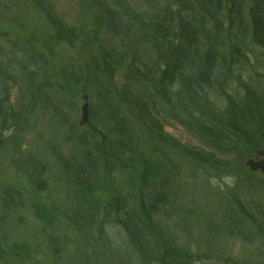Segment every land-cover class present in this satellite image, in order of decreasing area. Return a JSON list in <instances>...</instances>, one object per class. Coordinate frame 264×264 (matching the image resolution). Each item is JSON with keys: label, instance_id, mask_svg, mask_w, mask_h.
I'll list each match as a JSON object with an SVG mask.
<instances>
[{"label": "trees", "instance_id": "16d2710c", "mask_svg": "<svg viewBox=\"0 0 264 264\" xmlns=\"http://www.w3.org/2000/svg\"><path fill=\"white\" fill-rule=\"evenodd\" d=\"M32 1L50 26L53 43L74 46L83 41L86 47L87 53L82 50L89 63L66 78L76 91H71L74 96L89 92L94 101L85 125L92 154L85 157L93 160V166L102 164L104 173L119 168L126 176L129 192L114 193L100 207L101 200L90 195L95 190L92 173L89 169L84 173L80 164L75 166L71 172L79 185H73L75 193L87 204L81 228L99 227L101 234L103 223L119 224L141 264H193L189 251L171 243L159 225L161 218H179L178 194L185 186L189 188L162 150L177 151L191 158L193 171L217 177L233 166L232 173L239 175L244 159L261 148L258 134L264 130V103L257 95L251 94L247 103L231 101L225 114L209 108L200 95L205 88L221 87L222 71L246 58L245 41L264 49V0H91L92 30L87 34L65 26L43 0ZM49 87L43 84L31 98L50 108ZM175 87L177 93H173ZM173 101H183L185 113L196 120L191 130L208 152L184 150L163 132L159 110ZM200 101L208 108L206 113ZM9 108L5 95L0 98V132L24 124L23 110L11 113ZM142 141L151 144L148 152L141 147ZM157 151L161 152L156 155ZM218 156L231 157L234 163ZM242 184L248 185V180ZM88 191L86 201L83 193ZM249 191L242 195L229 192L219 228L257 244L264 260V205ZM206 227L211 229L209 224Z\"/></svg>", "mask_w": 264, "mask_h": 264}, {"label": "rangeland", "instance_id": "374dc122", "mask_svg": "<svg viewBox=\"0 0 264 264\" xmlns=\"http://www.w3.org/2000/svg\"><path fill=\"white\" fill-rule=\"evenodd\" d=\"M89 1L43 0L65 26L86 34L92 30ZM52 41V30L32 0H0V98L6 95L11 113L24 112L22 126L0 132V264H141L119 224L103 223L101 234L99 227L90 231L87 225L81 228L87 204L81 203L73 186H79L71 175L77 164L84 167V173L87 169L92 173L90 181L95 183V190L90 195L95 201L101 200L100 207L114 193L124 195L128 186L119 168L104 173L102 164L93 166V160L85 157L92 151L88 129L79 124L81 107L85 103L90 109L94 101L89 92L74 96L71 91H76L66 80L89 63L83 41L74 46ZM245 42L246 58L238 59V66L222 71L221 87L201 91L200 98L209 108L224 113L231 101L247 103L251 94L264 103V49L251 46L250 40ZM43 84L50 85V108L30 96ZM178 90L175 87L173 93ZM247 92L251 96H246ZM84 96L86 102L82 100ZM204 102L199 105L203 107ZM183 106V101H173L159 110L163 132L184 150L208 152L191 130L196 120L185 113ZM203 108L206 113L208 108ZM248 131L251 133L252 129ZM258 135V151H263L264 130ZM141 147L148 152L151 144L142 141ZM158 152L161 151L156 155ZM162 152L167 153L182 181L189 185L178 194L179 218H158L159 225L171 237L169 241L184 246L193 264H264L257 244L219 228L229 192L239 191L242 195L248 194L249 189L264 205V176L244 167L248 157L242 162L239 175L232 173L233 166L215 177L193 171L191 158L177 151ZM252 156L255 153L249 157ZM162 158L159 155V160ZM217 158L234 163L231 157ZM243 179L248 180V185H240ZM89 192L83 193L86 201ZM109 250L116 255L111 256Z\"/></svg>", "mask_w": 264, "mask_h": 264}, {"label": "water", "instance_id": "95a60500", "mask_svg": "<svg viewBox=\"0 0 264 264\" xmlns=\"http://www.w3.org/2000/svg\"><path fill=\"white\" fill-rule=\"evenodd\" d=\"M16 94L14 93V97ZM87 97L84 96V100L86 101ZM14 101V100H13ZM89 119V109L87 104H83L81 107V121L80 126H85ZM250 172H260L264 176V151H259L253 158H249L243 164Z\"/></svg>", "mask_w": 264, "mask_h": 264}, {"label": "bare ground", "instance_id": "6f19581e", "mask_svg": "<svg viewBox=\"0 0 264 264\" xmlns=\"http://www.w3.org/2000/svg\"><path fill=\"white\" fill-rule=\"evenodd\" d=\"M249 158H252V157H248V159H249ZM244 163H245V162H244ZM244 163H243V164H244Z\"/></svg>", "mask_w": 264, "mask_h": 264}]
</instances>
